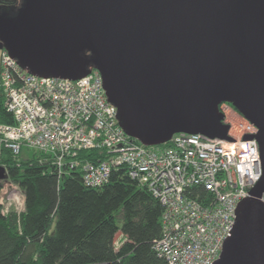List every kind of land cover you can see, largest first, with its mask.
<instances>
[{"label":"water","instance_id":"95a60500","mask_svg":"<svg viewBox=\"0 0 264 264\" xmlns=\"http://www.w3.org/2000/svg\"><path fill=\"white\" fill-rule=\"evenodd\" d=\"M0 43L36 76L97 69L119 125L146 146L179 132L232 141L220 110L231 104L257 127L243 139L262 175L213 264H264V0H24L0 20Z\"/></svg>","mask_w":264,"mask_h":264},{"label":"built area","instance_id":"2783aa9c","mask_svg":"<svg viewBox=\"0 0 264 264\" xmlns=\"http://www.w3.org/2000/svg\"><path fill=\"white\" fill-rule=\"evenodd\" d=\"M0 88L12 124H0V155L28 149L47 155L61 175L77 168L85 186L108 182L123 167L161 204V234L153 249L169 264H213L232 234L239 201L260 179L257 127L224 109L232 141L175 133L165 143L146 146L119 125L117 108L107 100L100 72L80 79L40 77L22 68L5 49L0 53ZM97 150L98 160H80ZM264 204V194L260 197ZM5 213L24 210V195L9 187ZM120 240L115 242L119 247Z\"/></svg>","mask_w":264,"mask_h":264},{"label":"trees","instance_id":"16d2710c","mask_svg":"<svg viewBox=\"0 0 264 264\" xmlns=\"http://www.w3.org/2000/svg\"><path fill=\"white\" fill-rule=\"evenodd\" d=\"M13 122L0 88V124ZM101 156L83 150L78 159ZM0 166L24 195L20 213H5L0 201V264H169L153 249L163 208L123 167L112 169L105 184L88 187L77 168L59 175L35 151L24 158L4 149Z\"/></svg>","mask_w":264,"mask_h":264},{"label":"flooded vegetation","instance_id":"af4514ba","mask_svg":"<svg viewBox=\"0 0 264 264\" xmlns=\"http://www.w3.org/2000/svg\"><path fill=\"white\" fill-rule=\"evenodd\" d=\"M23 5H24V0H0V20L13 18L14 16H16V14L22 8ZM1 50L2 49L0 48V53ZM223 104H227L230 106L229 103H223Z\"/></svg>","mask_w":264,"mask_h":264},{"label":"rangeland","instance_id":"374dc122","mask_svg":"<svg viewBox=\"0 0 264 264\" xmlns=\"http://www.w3.org/2000/svg\"><path fill=\"white\" fill-rule=\"evenodd\" d=\"M224 109H226L227 111H229L232 115L234 114L235 115V109L230 105H227V104H223ZM31 153L32 151L28 150V149H22L21 151V156L26 158V157H29L31 156ZM1 184H2V190L0 191V201L3 202L4 200V195L6 193V191L8 190L9 187H17L16 184L12 181H10L9 179H3L1 180ZM54 225H55V222L52 226V229L54 228ZM121 234L118 232L116 233L115 235V240L119 241L122 239V237L120 236Z\"/></svg>","mask_w":264,"mask_h":264}]
</instances>
